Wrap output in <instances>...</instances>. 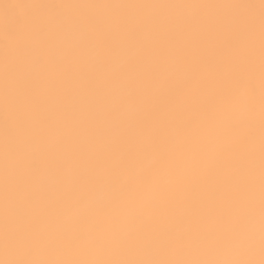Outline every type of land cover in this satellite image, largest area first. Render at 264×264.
<instances>
[{
  "label": "snow or ice",
  "instance_id": "6c2138e0",
  "mask_svg": "<svg viewBox=\"0 0 264 264\" xmlns=\"http://www.w3.org/2000/svg\"><path fill=\"white\" fill-rule=\"evenodd\" d=\"M0 264H264V0H0Z\"/></svg>",
  "mask_w": 264,
  "mask_h": 264
}]
</instances>
